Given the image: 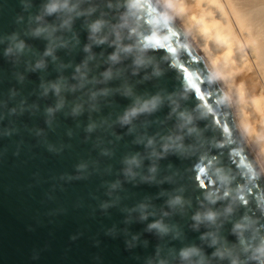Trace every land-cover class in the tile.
I'll use <instances>...</instances> for the list:
<instances>
[{
  "label": "water",
  "instance_id": "obj_1",
  "mask_svg": "<svg viewBox=\"0 0 264 264\" xmlns=\"http://www.w3.org/2000/svg\"><path fill=\"white\" fill-rule=\"evenodd\" d=\"M0 264H264L263 173L157 0H0Z\"/></svg>",
  "mask_w": 264,
  "mask_h": 264
},
{
  "label": "bare ground",
  "instance_id": "obj_2",
  "mask_svg": "<svg viewBox=\"0 0 264 264\" xmlns=\"http://www.w3.org/2000/svg\"><path fill=\"white\" fill-rule=\"evenodd\" d=\"M217 78L264 176V0H157Z\"/></svg>",
  "mask_w": 264,
  "mask_h": 264
},
{
  "label": "clouds",
  "instance_id": "obj_3",
  "mask_svg": "<svg viewBox=\"0 0 264 264\" xmlns=\"http://www.w3.org/2000/svg\"><path fill=\"white\" fill-rule=\"evenodd\" d=\"M65 7H67V5H65ZM54 10H55L54 7H50V8H49V11H50V12H51V11H54ZM101 27H102V22H101V21H97L94 25H92V32H93V33H97V32H99V31L101 30ZM98 42H99V43H103L104 41H103V40H100V41H98ZM112 59H116V57L113 56ZM156 104H157L156 100H153L152 103H151V107H152V108H155V107H156ZM148 107H149V106H148L147 104H145L144 108H143V109H140V111H144V110H146ZM136 112H137V109H132V111H131V115H135ZM127 120H128V117H127V115H126L125 118H124V121L127 122ZM153 171H155V169H153ZM221 179H223V177H221ZM179 202H180V200H179V198H177V200L175 201V203H179ZM207 218H208L209 220H212V219H214V215H213V214H209ZM195 219H196V220H200V216L197 215V216L195 217ZM150 227H152V228H161L162 226H161L159 223H157V224H153V225H151ZM191 254H192V250H185V251H182V252H181V256H182L183 258H185V259L188 258ZM218 254H219V255H222V254H220V253H218Z\"/></svg>",
  "mask_w": 264,
  "mask_h": 264
},
{
  "label": "snow or ice",
  "instance_id": "obj_4",
  "mask_svg": "<svg viewBox=\"0 0 264 264\" xmlns=\"http://www.w3.org/2000/svg\"><path fill=\"white\" fill-rule=\"evenodd\" d=\"M198 183H199V181H198ZM207 186H208L207 183H205V184L203 185V187H205V188H206ZM257 187H258V189H259V187H260L259 184H258Z\"/></svg>",
  "mask_w": 264,
  "mask_h": 264
}]
</instances>
